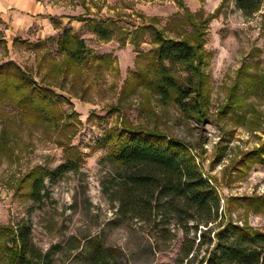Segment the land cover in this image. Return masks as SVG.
I'll use <instances>...</instances> for the list:
<instances>
[{
	"label": "rangeland",
	"instance_id": "obj_1",
	"mask_svg": "<svg viewBox=\"0 0 264 264\" xmlns=\"http://www.w3.org/2000/svg\"><path fill=\"white\" fill-rule=\"evenodd\" d=\"M0 1L8 12L19 0ZM33 2L44 7L47 18L37 19L27 31H8L9 25L0 21V65L11 61L39 83L48 62L61 60L56 43L64 28L83 39L94 55H110L113 63L100 69L89 66L75 79L56 80V86L50 81L55 86L50 90L64 99L58 100L63 120L57 126L27 120L11 102L0 101V226L29 231V256L42 264H173L182 241L174 226L159 225V218L141 221L116 212L112 195L121 171L109 160L104 139L124 126L157 131L187 145L211 179L224 219L264 233V208L238 201L264 199V167L254 166L239 180L230 172L244 153L264 141V90L247 93L246 80L238 77L241 69L249 78L264 76V0L250 15L237 9L234 0ZM187 11L198 24L204 23L209 107L203 123L172 105H161L141 88L133 93L124 88L130 73L150 61L138 54L155 49L154 29L170 39L190 35ZM20 12L22 19L37 17ZM88 19L108 27L111 38L99 40ZM38 23H45L49 33ZM126 34L124 45H119ZM133 38L137 46L129 43ZM172 74L186 77L180 66L173 67ZM233 83L243 103L234 115L220 118L218 111ZM69 157L78 159L75 168L47 178L36 199L29 196L27 185L19 187L31 170H54ZM4 241L0 237V264H6Z\"/></svg>",
	"mask_w": 264,
	"mask_h": 264
},
{
	"label": "trees",
	"instance_id": "obj_2",
	"mask_svg": "<svg viewBox=\"0 0 264 264\" xmlns=\"http://www.w3.org/2000/svg\"><path fill=\"white\" fill-rule=\"evenodd\" d=\"M261 3L262 0H234L236 8L245 15L258 11ZM186 19L192 28L188 36L170 39L162 30H153L151 43L155 49L138 54V57L151 59L144 68L130 73L124 88L129 93L141 88L156 96L161 105H172L203 123L209 107L204 33L201 31L204 23L198 24L189 11ZM86 21L99 40L111 38L112 31L108 27L91 19ZM144 32L139 37L142 38ZM126 37L127 34L118 41L119 45H124ZM12 43L14 45L16 39ZM129 43L138 45L135 38ZM56 45L61 60L48 62V72L40 76L39 83L11 61L0 65V101L11 102L21 117L49 126L62 122L58 100H64L50 90V85L53 86L50 81L56 86V80L75 79L89 66L100 69L113 63L110 55H94L70 28L62 29ZM42 61L44 63V59ZM176 66L186 72L184 79L173 76L172 68ZM36 67L42 70L41 63ZM238 77L246 80L247 93L264 90V76L249 78L241 69ZM237 91L238 84L233 83L218 111L220 118L234 115L241 107L243 100ZM104 144L110 150L109 160L121 171L120 185L112 195L117 204L116 212L141 221L159 218V225L174 226L181 233L182 241L173 264H264V233L245 223L224 219L212 181L202 172L187 145L157 131L127 126L108 132ZM220 158L217 156L216 163ZM77 160L69 157L54 170L33 169L19 180V187L27 185L29 196L36 199L47 178L72 171ZM254 166L264 167V141L244 153L230 167V172H235L234 180H239ZM238 201L264 208V199L259 197ZM163 230L161 228V232ZM0 237L5 238L6 264H42L29 256V231L24 227L14 230L0 226Z\"/></svg>",
	"mask_w": 264,
	"mask_h": 264
},
{
	"label": "crops",
	"instance_id": "obj_3",
	"mask_svg": "<svg viewBox=\"0 0 264 264\" xmlns=\"http://www.w3.org/2000/svg\"><path fill=\"white\" fill-rule=\"evenodd\" d=\"M3 3H1L0 1V21L3 23H6L7 25H9L8 27V31H16L18 29H24V30H28L35 22H37L36 20L38 19V21L40 22V20H44L45 18H47L46 16H44V7L41 4H35V2H31V0H19L17 2L18 7H10L11 11H8L3 7L2 5ZM7 7V6H6ZM21 9H24L25 12L29 11L30 14H35V16H37L36 18L32 19L31 17H27V18H23L20 17V11ZM49 18V17H48ZM41 26L44 25V27H46V24H41L38 23ZM42 32V31H41ZM44 33H49V30L47 29V27L44 30ZM45 36L44 34L42 35V37Z\"/></svg>",
	"mask_w": 264,
	"mask_h": 264
}]
</instances>
